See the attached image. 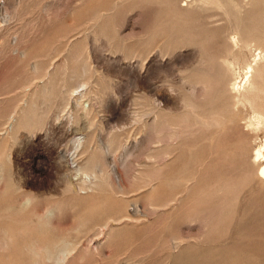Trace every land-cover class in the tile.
<instances>
[{
	"label": "rangeland",
	"instance_id": "374dc122",
	"mask_svg": "<svg viewBox=\"0 0 264 264\" xmlns=\"http://www.w3.org/2000/svg\"><path fill=\"white\" fill-rule=\"evenodd\" d=\"M233 1L239 16L253 13L251 0ZM176 4L190 12L185 27L165 0H0V194L7 176L16 187L0 203L37 201L14 223L1 219L20 241L0 251L3 264H26V238L61 235L77 244L68 264H190L206 248L239 244L264 264V218L256 238L238 234L264 201L253 161L264 126L251 125L245 104L239 118L215 124L213 86L193 76L212 72L202 58L220 42L214 29L232 33L231 18L206 17L199 0ZM184 102L202 107L204 123ZM50 201L62 211L39 232ZM231 252L211 262L251 264Z\"/></svg>",
	"mask_w": 264,
	"mask_h": 264
},
{
	"label": "bare ground",
	"instance_id": "6f19581e",
	"mask_svg": "<svg viewBox=\"0 0 264 264\" xmlns=\"http://www.w3.org/2000/svg\"><path fill=\"white\" fill-rule=\"evenodd\" d=\"M165 1L170 6L174 7V10L172 11L177 16V18L174 19L176 26L185 27V13H190L187 11L188 9L184 10L183 8H179L176 4L177 0ZM199 1L202 3V8L207 12H204L206 13V17L212 15L213 11L220 10L224 11L225 14L229 18H231L230 27L228 29H232V33H229L227 31L225 32V30L214 29L213 31L215 32L212 35V40L216 38L217 41L219 40L220 42H216V44H214L215 46L213 52L204 53V57L202 58L203 60H206L205 62H202V65H212V72L205 71L201 67L200 69L196 68V72L193 75L199 81L204 80L206 81V83L208 81L209 85H212L215 91V100L213 101L212 106L209 109V111L212 112V117L210 119L214 120L215 124L221 125L225 122V118H235L236 116L239 118V105L245 104L248 105L252 111V115L250 117L253 123H251V125L253 124L255 127H257L262 124L264 126V0H251V10H253V13L251 11V14L244 17L238 15L237 7L239 6V4L234 3L235 1L233 0ZM183 14L184 17H182ZM199 18L204 19V16L199 15ZM178 27H175L176 33L182 34L183 30ZM207 40H209V38L205 37L204 40L200 42V49L205 48V43ZM254 48L260 50V52L256 55L253 53ZM250 56H253V58L251 59ZM162 97H164V99L166 100L168 96L163 95ZM184 105L186 108H192L191 110L197 121L204 123L205 117L200 105L195 106L193 103L187 104L185 102ZM78 142L81 143V140H79ZM101 150L107 152L104 147L101 148ZM260 158H264V141L258 148H253V161L258 162V175L260 178H263L264 164L260 162ZM101 171L102 174H104V172L107 170L105 169V171L103 172L102 169ZM116 177L117 179H119L118 175H116ZM246 177L249 178L248 176ZM1 179L2 178H0V181H2ZM228 180L229 183L226 182L223 183V185L229 189L231 188L232 184L230 182V179ZM5 186L6 191L5 193L2 192L0 194V199L3 200L7 195L10 199L14 198V196L16 195V187L14 186V183L9 178V176H7ZM260 206V210L257 213L255 212V215L258 216V219L254 220L253 218L252 220L248 219V221H246V213H244V215L242 216V221H244L245 226L238 230V234L242 238H256V235H258L259 231L257 230V228L260 221L264 218V201L263 205ZM23 211L25 210H21L20 208L16 209L13 205L9 204L1 207L0 203V240L6 239L10 242V246L6 249L19 246L18 243L20 241L18 242L14 238L15 229H11V224H7L6 222H4L6 220L1 221V219L6 218L8 219V221L14 223L17 219L18 213ZM118 221L121 222L122 218L114 219L108 223L116 225L119 224ZM76 245L77 244H75V247ZM244 245L245 246H243L242 244L240 246L239 244L238 248L233 249L232 252L230 250L217 247L206 248L200 253L194 254L193 258H187L188 263L213 264L211 262V257L214 256L213 254L227 255L229 254V252L233 253V251H239L243 252V255H246L248 261H250L252 264L254 253L250 251V244ZM234 247L236 246L234 245ZM0 264L3 263L0 261Z\"/></svg>",
	"mask_w": 264,
	"mask_h": 264
},
{
	"label": "clouds",
	"instance_id": "9594fccd",
	"mask_svg": "<svg viewBox=\"0 0 264 264\" xmlns=\"http://www.w3.org/2000/svg\"><path fill=\"white\" fill-rule=\"evenodd\" d=\"M36 199L32 195H26L20 202L21 210H29L36 206ZM62 211V205L58 201H50L36 217V229L39 232L51 231L54 227V219ZM83 224H77L71 231L80 232ZM10 246L6 239L0 240V251ZM75 247L74 240L69 235H61L50 242H42L39 239H26L22 244V253L26 264H68Z\"/></svg>",
	"mask_w": 264,
	"mask_h": 264
}]
</instances>
